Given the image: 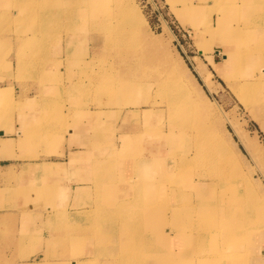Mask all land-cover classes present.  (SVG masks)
I'll return each mask as SVG.
<instances>
[{
    "label": "rangeland",
    "instance_id": "1",
    "mask_svg": "<svg viewBox=\"0 0 264 264\" xmlns=\"http://www.w3.org/2000/svg\"><path fill=\"white\" fill-rule=\"evenodd\" d=\"M117 1L0 0V138L19 158H0V264H259L264 78L222 39L229 19L262 54V4L129 0L130 32ZM169 72L192 109L169 100Z\"/></svg>",
    "mask_w": 264,
    "mask_h": 264
},
{
    "label": "bare ground",
    "instance_id": "2",
    "mask_svg": "<svg viewBox=\"0 0 264 264\" xmlns=\"http://www.w3.org/2000/svg\"><path fill=\"white\" fill-rule=\"evenodd\" d=\"M128 1L129 0H118L117 3L114 5V7L111 8L110 16H113V15L120 16L122 19L125 20L126 24L125 23H123V24L129 28V31L130 32H135L136 30H138V27L135 25V20H134V16H136V15L131 13L133 11V8H131V10L127 9L126 2H128ZM207 1L209 2L208 3V7L211 9V8H213V5L215 6L214 3H216L218 0H207ZM251 1H253V3H256V2L261 3L262 7L264 9V0H251ZM169 3H171V2H169ZM196 9H198V7H196V6H187V10L189 12V16L191 17L192 21H194V24L197 23L198 20L202 19V16H200V14H202L203 16L205 14L208 15L207 12H206V10H208V9H206L205 12H203L201 10H200V12H196ZM213 10H216L218 13L221 12V10L218 11L217 8H214ZM206 15H205V17H206ZM255 15H257V14H255ZM227 21H228V23H227L228 27L226 29V33H228L229 36L223 34L224 38L222 39V42L225 45L230 46L229 44H231V46H232L231 53H232L233 56H235V60H236V67H235L236 70L235 69L234 70L237 73H242L241 70H243L244 67H245L244 66L245 60L248 59L249 62H252L255 59L258 62H260L259 63L260 64V66H259L260 68H258L257 75L253 74L252 78H254L253 80L258 79L259 77L264 78V70L261 69L262 67H264V56H263L264 52L262 54L254 55V57H251V61H250V57L246 59V55H248L247 52L250 50V46L249 45L253 42V37H251L252 35H251L250 32H249L250 34H246L245 35L241 31H238L237 29L234 30L235 28L231 27L229 19H227ZM257 23H259V21H257ZM124 25H121V27L124 28ZM216 26L217 27L220 26L219 20L217 21V25ZM99 30H101V29H99ZM260 30H261V28L259 30H256V31H260ZM214 37H218V36H214ZM232 60H233V58H232ZM214 68H216V67H214ZM172 73H174V72H172ZM172 73L169 72V74H170L169 78L170 79H168L169 81L167 83V90H169L168 92L170 93L169 94V98H170L169 100L171 101V103L173 105H177L178 104L182 110H187L188 111V110L192 109L191 105L189 103L190 98H189L186 90L184 89L183 85L181 86L182 82L180 80H177L176 78H174V75ZM188 73H189V75H190V77H191V79L193 81L192 85L195 87L197 92L199 90L202 91L201 85L203 87L207 88V89L210 88V83L211 82H210L209 75H208V73H206V72H204L202 70V67L200 65H197V67H195V73L197 74L201 85L196 81V79L193 76L192 72L188 71ZM238 86H239V90H240L241 95H242V99L240 101H242L243 104L247 105L248 104L247 100H249L248 94H249L250 89L252 88V84L245 82V83H243L241 85H238ZM198 115H199V113H198ZM235 133H237V132H235ZM236 136L241 141L243 147L246 149L247 145H248V142L245 141L238 133H237ZM188 161H190V160H188ZM136 165L138 167H145L146 170L149 169L148 161L142 160V161H139V163H137ZM147 188H149V187H147ZM202 198H203L202 196H199L198 200L202 202ZM250 201L253 203L252 204L253 206L251 207L252 210L250 211V213L252 214V213H255L257 211H260V212L262 211L261 213H259L260 214L259 222H261V223L263 222L264 223V198H263L262 201H258V199L254 195H252L250 197ZM131 202H133V201H131ZM127 204H128V202H120V201L117 202L115 204V206L113 207L114 208V214H117L118 213L117 210L121 209L122 207H124ZM116 220L119 221V219H116ZM134 221L135 222L136 221H141V219H138L135 216L134 217ZM122 222H123V224L120 225V226H124V228H127V226H128L127 221H122ZM117 264H127V262H124V261L122 262V260H121V262H117Z\"/></svg>",
    "mask_w": 264,
    "mask_h": 264
},
{
    "label": "crops",
    "instance_id": "3",
    "mask_svg": "<svg viewBox=\"0 0 264 264\" xmlns=\"http://www.w3.org/2000/svg\"><path fill=\"white\" fill-rule=\"evenodd\" d=\"M256 42H257V43L261 42V39H260L259 41H254V39H253V44H255ZM229 45H230V47L232 48L231 44H229ZM222 46H223V47H224V46L227 47L228 45H225L224 43H222ZM248 53H250V52H247V54H248ZM250 55H251V54L246 55V59L249 58ZM255 55H256V54H255ZM228 56H232V57H233V60H234V63H235V65L233 64V69H235V67H236L235 56H233L232 53L228 54ZM252 56L254 57L253 54L251 55V57H252ZM232 57H231V58H232ZM231 58H230V59H231ZM248 62H249L248 59L245 60V63H244V66H245V67H244V69H243V70H245V71H247L246 69L248 68V64H247ZM252 62H253V61H252ZM249 63H250V62H249ZM246 64H247V65H246ZM235 70H236V69H235ZM255 74L257 75V73H255ZM3 87H5V86H3ZM259 108H262V106H261L260 104H259ZM1 131H2V132H1ZM3 132H4V130H0V134H1V135L3 134V136H4L6 131H5L4 133H3ZM16 133H19V132H16ZM11 145H12V144H10L9 142H5L4 139L0 138V158H4V159H9V158H11V159H12V158H14V159H19V158H16V157H15L16 154L13 155V154L10 153V149L12 148ZM48 163L51 164V163H54V162H48ZM261 234H262L261 231L257 233V236L255 237V241L258 240L259 242L262 241V242L264 243V237L261 238V236H262ZM261 246H263V247H259V249L257 250V257H256V255H255V257L257 258L259 264H264V257L261 258L262 260L259 258L260 248H262V249L264 250V244H263V245L261 244Z\"/></svg>",
    "mask_w": 264,
    "mask_h": 264
},
{
    "label": "water",
    "instance_id": "4",
    "mask_svg": "<svg viewBox=\"0 0 264 264\" xmlns=\"http://www.w3.org/2000/svg\"><path fill=\"white\" fill-rule=\"evenodd\" d=\"M1 135V134H0Z\"/></svg>",
    "mask_w": 264,
    "mask_h": 264
}]
</instances>
